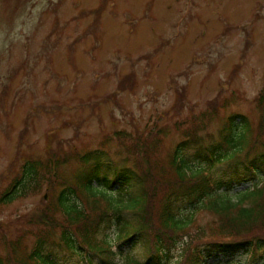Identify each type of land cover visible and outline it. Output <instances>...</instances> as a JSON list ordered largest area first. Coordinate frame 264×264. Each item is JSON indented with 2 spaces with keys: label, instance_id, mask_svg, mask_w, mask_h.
<instances>
[{
  "label": "rangeland",
  "instance_id": "374dc122",
  "mask_svg": "<svg viewBox=\"0 0 264 264\" xmlns=\"http://www.w3.org/2000/svg\"><path fill=\"white\" fill-rule=\"evenodd\" d=\"M236 113L262 147L264 0H0V195L26 160L68 159L37 192L0 202V253L23 255L49 233L33 219L62 181L74 182L81 153L102 148L119 163L174 177L183 131L208 143ZM195 213L197 223L215 218ZM52 215L62 225L56 208ZM89 257L63 255L66 264ZM219 260L251 264L242 253L209 264Z\"/></svg>",
  "mask_w": 264,
  "mask_h": 264
},
{
  "label": "trees",
  "instance_id": "16d2710c",
  "mask_svg": "<svg viewBox=\"0 0 264 264\" xmlns=\"http://www.w3.org/2000/svg\"><path fill=\"white\" fill-rule=\"evenodd\" d=\"M224 120L208 143L194 128L183 131L170 161L174 177L150 164L141 171L138 165L119 163L102 148L81 153L74 182L62 181L56 201L33 219L49 233L40 232L23 255H14V247L0 253V264H66L65 254L94 255L97 264H209L211 258L237 253L248 255L251 264H264V143L259 146L246 116L236 113ZM263 129L264 119L259 134ZM63 159L26 160L0 202L52 182L57 167L68 160ZM192 159L199 163L195 171ZM244 183L252 186L240 190L235 200L227 195ZM55 208L64 218L62 225L52 215ZM202 209L215 218L195 222V212ZM56 229L57 237L51 235ZM87 262L95 264L91 256Z\"/></svg>",
  "mask_w": 264,
  "mask_h": 264
}]
</instances>
